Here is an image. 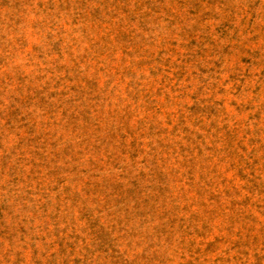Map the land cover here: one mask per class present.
Segmentation results:
<instances>
[{
  "label": "rangeland",
  "instance_id": "374dc122",
  "mask_svg": "<svg viewBox=\"0 0 264 264\" xmlns=\"http://www.w3.org/2000/svg\"><path fill=\"white\" fill-rule=\"evenodd\" d=\"M0 264H264V0H0Z\"/></svg>",
  "mask_w": 264,
  "mask_h": 264
}]
</instances>
